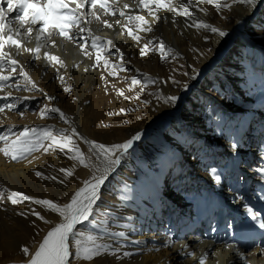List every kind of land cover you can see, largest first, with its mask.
Segmentation results:
<instances>
[{"label":"bare ground","instance_id":"bare-ground-1","mask_svg":"<svg viewBox=\"0 0 264 264\" xmlns=\"http://www.w3.org/2000/svg\"><path fill=\"white\" fill-rule=\"evenodd\" d=\"M123 2L130 5V8L125 10L126 14L145 15L146 19L150 21L152 31H139L140 40L142 38L160 40L158 44L162 41L165 49L171 48L173 53L185 59L186 75L181 74L179 79L182 83L187 84V87L183 89H176L173 88L172 83L157 78L158 87L161 88L163 96H176V102L166 103L163 100L164 109L141 126L131 129L128 135V139H130L139 133L140 138L133 141L135 146L138 144L142 146V141H147L149 136L168 150L174 149L178 158L181 156V159L178 160L180 169L168 188H166L165 181L161 183L162 169L157 168L155 159L152 162L154 171L151 170L150 173L143 174L147 180H152L157 190H164L165 196L162 202L153 199L145 201V191L142 186L144 181L135 177L139 183L137 194L140 204L137 207L140 209L138 211L135 209L128 214L125 227L132 235V239L140 242L138 251L143 255L137 256L133 252L135 260L129 261L133 264H199L200 258L204 257L205 264H264V229L259 227L260 222H264V171H261L264 169V134L259 138L251 134L250 136L245 135L249 130L251 133L255 131L257 120L254 117L261 120L264 127V83L259 80L254 83L245 81L244 83L247 82L248 87L243 92L236 91L233 95L227 96L225 100L221 98L222 106L228 113V120L220 134H206L205 131L209 127L206 118L202 120V124L197 126L198 129L204 128L200 132V138L206 146V151L210 154L207 163L196 164L197 159L184 154L183 149H175L174 144L169 142L171 136L168 138L164 136L165 125L170 121L178 120L180 123H184L182 109L184 103L190 101L189 88L193 87V84H198L192 88L193 94L208 92L209 85L200 86L204 82L202 75L211 68L212 64L225 62L224 58L228 55L225 50L232 42L237 41L236 44L243 48L246 44L250 45L251 49L256 52L261 61L262 70H264V32L257 38H251L245 27L247 22L259 24L264 20V0H257L255 6L246 3H233V0H220L222 4L227 2L231 5V7H224L220 11H217L214 5L200 4L199 7L207 9L206 14L199 12L196 8L192 9L197 18L224 31L225 35L222 37L210 30H197L194 27L185 26V17L180 15L176 16L174 23L173 13L163 9L156 13L160 19L153 21V17L149 16L147 10L142 6L135 7V0H123ZM174 3H186V0H174ZM0 7L6 8V0H0ZM153 7L155 6L153 5ZM15 15L17 13L14 11L9 14V18H13ZM101 19H108L110 23L116 19L121 20L122 24L126 22L125 17H120L118 13L115 17L102 15ZM129 26L133 27L134 32L138 31L134 25ZM88 27L91 28L94 35L103 38L102 42L106 43L107 40H111L115 46L111 48L110 53H103L105 58L111 62L107 68L104 66L103 60L94 67L96 62L84 56L76 44L58 36L51 38L56 41L55 45L51 42L45 43L44 38H41L39 42L36 41L34 34L31 39H23L25 47L34 48L37 43L41 44L40 59L34 58L30 53L22 52L17 55L15 49H7L14 59L19 60L37 88L29 90L30 86L29 88L23 87V77L15 76L9 83H15L18 80L22 86L0 91V104L16 102L17 108L12 111L6 109L4 113H0V122L7 118L13 119L15 115L27 109L33 99L25 100L24 97L35 98L37 95L34 93H42L44 98L55 96L57 101H60L59 92L57 94L53 92L52 84L55 81V74L63 77L62 81L66 86L87 88L92 81H95L94 75L99 76L104 69L111 72L114 58L120 56V53L123 54L122 57H128L129 54L134 53L133 48L139 45V42L127 35V30L123 29L121 25L114 24L112 28H107L100 21H93ZM202 45L206 48L201 47ZM116 49H119V53L116 52ZM45 51L60 57L64 66L48 61L43 55ZM89 51L92 52V56H95L94 50L89 49ZM222 54L224 55L219 58V55ZM250 58L252 56H249ZM225 64L230 69L235 66L233 59H229ZM8 70L5 67V74ZM134 70L139 71V68H134ZM143 74L150 75L147 72H143ZM237 76L236 73L229 71L221 79L227 82L228 79L237 80ZM199 79L201 80L198 83ZM47 85L50 88L45 91L44 87ZM11 90H16V92L12 91L13 98L9 97L7 101L3 100V95ZM20 90H23V93H20L23 96L18 94ZM77 98L79 105L82 95H78ZM231 100L234 101L231 102ZM48 103L51 107H58L55 101L48 100ZM61 110L63 111V109ZM75 112L78 114V111ZM218 121L221 122L220 119ZM76 128L78 129V127ZM80 134L91 140L85 133L81 132ZM145 137L146 139H143ZM0 147H3V142H0ZM253 150L257 155L250 159L249 154ZM154 152L157 153L158 150L155 149ZM129 155L130 152H125L121 160ZM169 157L170 153L166 155V161ZM10 160L0 152V177L4 176L8 181L9 176L24 173L27 169V167L14 164ZM213 170H215V175L220 176L219 181L215 179ZM105 188L103 184L100 190L105 191ZM124 196L126 195L124 194ZM106 199L111 201L110 196H107ZM134 201L138 203L136 198ZM130 206L125 204L124 207L127 209L124 210H131ZM249 207L260 213L257 220H253L252 216L248 214L247 208ZM94 208L97 212L101 210L99 205L97 207L95 205ZM143 218L146 219L145 223H142ZM93 221L90 219V222L86 224L90 225ZM117 221L119 220L117 219ZM162 222L166 223L164 228H160ZM200 225H203V231L199 227ZM247 225L252 226L253 229H244L243 227ZM193 228L196 230L193 231ZM42 240L41 235L39 242L31 247L30 253L38 248ZM123 244L121 238L119 245ZM136 249L135 246L132 247L133 251ZM188 253H193V255ZM29 258L27 256L20 264H26ZM83 264H89V262L84 260Z\"/></svg>","mask_w":264,"mask_h":264},{"label":"rangeland","instance_id":"rangeland-1","mask_svg":"<svg viewBox=\"0 0 264 264\" xmlns=\"http://www.w3.org/2000/svg\"><path fill=\"white\" fill-rule=\"evenodd\" d=\"M245 27L251 38H257L264 32V20L259 24H249L247 22ZM158 41L160 40L142 38L139 45L133 48L134 53L132 55L129 54L128 57L121 58L117 54L118 57L114 58L113 63V65H121L120 68L116 69L117 75L113 76L108 70L104 69L99 76L94 75L95 81H92L87 88H83V86L76 88L72 85L66 86L60 76L55 74V81L52 84L53 92L55 94L59 92L60 101H57V99L54 101L58 108L63 109L70 124L60 120L58 114H49L42 117L40 114L41 109L45 105H48L49 108L51 106L42 93H34L37 96L30 102L29 107L22 111L23 115H20V112L13 119L7 118L0 122V134L7 133L9 128L15 134L23 131L25 126L37 128L39 132L48 129L58 133L60 129L71 126L78 127L76 129L79 133H85L88 138L96 142L108 145L123 143L128 139L131 129L141 126L164 109V99L159 98L163 94L161 88L158 87L157 78L172 83L173 88H185V84L179 79L181 74L186 73L184 68L185 59L176 53L167 54L162 59ZM146 43L149 44L152 50L147 55L142 56L140 55V49ZM236 43L237 41L232 42L225 50L228 55L224 58L225 62L223 64H212L211 68L202 75L204 82L200 86L203 84L209 85L208 92L193 94L192 88L198 84H193V87L189 88L190 101H186L182 109V121L184 123L176 120L165 125V138L171 136L169 142L174 144L175 149H183L184 154L198 160L196 164H199V162L207 163L210 159V154L206 151V146L200 138V132L204 128H197L198 125L202 124V120L206 118L209 122V127L205 131L206 134H220L226 127L228 120V113L222 106L221 98L225 100L227 96L233 95L236 91L243 92L248 87V81L254 83L259 80L264 83V77H262L264 76V70H262L261 61L256 52L248 44L243 48ZM183 47L185 48V46ZM201 47L206 48L204 45ZM164 50L166 53L167 49ZM224 54L219 55V58ZM249 56H252V58L249 59ZM88 59L95 61V56ZM229 59L234 60L233 65L235 66L232 65L234 67L232 69L225 64ZM134 68H139V71L134 70ZM229 71L238 75L237 80L228 79L227 82H224L221 77L226 76ZM143 72L150 75L145 76ZM134 76L139 78L142 83L134 86L130 91L129 85L131 84V78ZM149 78L152 82H149ZM200 80H198V83ZM245 81L247 82L244 83ZM145 82L147 87L141 91V87ZM57 84L59 86H56ZM49 88V85H47L44 90L48 91ZM65 88H68L69 91H65ZM120 90H123L124 96L136 97L139 94V98L125 100L124 96L119 95ZM12 91L16 92V90ZM20 93H23V90L18 92L20 96H23ZM78 95H82L79 105ZM12 98L13 96L10 97V99ZM144 101H150V103ZM233 101L231 100V102ZM121 109L126 111L122 112ZM127 109H132V111H127ZM75 111H78V114ZM254 118L257 120L255 131L251 133L249 130L245 135L250 136L251 134L259 138L264 134V127L261 120L257 117ZM48 126L52 127L49 129ZM143 139H146V137ZM73 141L87 157L88 147L84 141L75 136ZM141 145L135 146L133 143L130 149L127 150L130 155L121 160L114 171L108 174V178L104 183V188L106 186L105 191L100 190V198L96 204V207L99 205L101 210L97 212L94 208L90 218L94 220L93 223L87 225V222H85L83 227L78 226L76 230L78 233H84L83 236L78 235L75 237L81 239L83 245H92V241L87 239L90 234L96 238V244L102 245L106 249L102 251L101 255L88 261L89 264H133L129 261L135 260L133 255H143L142 252L138 251L140 242L132 239V235L128 233V229L125 227L128 214L135 209L137 211L140 209L137 207L140 204V198L137 194L139 183L135 177L144 181L142 186L145 191V201L153 199L162 202L165 196L164 190H157L152 180L149 177L150 180H147L144 175L150 173L151 170L154 171L152 162L155 159L157 168L162 169L161 183L165 181L166 188H168L180 169L178 160L181 159V156L178 158L174 149L172 151L168 150L156 139L149 136L147 141H142ZM155 149L158 150L157 153L154 152ZM168 153H170V157L166 161ZM256 155L253 150L249 154V158H254ZM10 162L27 167V169L24 173L9 176V181L4 176L0 177V186L36 198L50 199L60 205L68 203L72 194L83 186L82 181L88 179L93 172L91 167L81 166L78 161L71 160L68 155L60 153L58 149H50L47 153L40 149L25 159L10 160ZM92 162L95 163L94 157ZM60 168H70L74 175L65 179L63 174L59 172ZM36 171L42 172L45 177L55 176L57 180L41 179L35 175ZM59 179H65V183L60 184ZM183 185L185 186L184 183ZM6 195L8 194L6 193ZM107 196L111 197V201L106 199ZM132 196L134 200L137 199L138 203L132 199ZM131 200L134 203L136 202L137 205ZM125 204L131 205V210H124L127 209L124 207ZM33 208L52 223L45 224L31 215V209ZM21 211L28 214L20 216ZM61 219L58 214L51 213L41 205L29 202L13 205L7 200L0 201V264L22 263L27 257L22 248L28 247L30 250L35 243L39 242L41 235L44 237L49 228L59 223ZM197 221L199 222V219ZM145 222L146 219L143 218L142 223ZM165 225L166 223L162 222L160 228H164ZM199 227L203 231V225ZM243 228L253 229L252 226L248 225ZM195 230L193 228V231ZM119 233H123V235H119ZM121 238L124 242L122 246L119 245ZM133 246L137 248L136 251L132 250ZM124 252L129 253V255H123ZM83 261L73 259V264H83Z\"/></svg>","mask_w":264,"mask_h":264},{"label":"snow or ice","instance_id":"snow-or-ice-1","mask_svg":"<svg viewBox=\"0 0 264 264\" xmlns=\"http://www.w3.org/2000/svg\"><path fill=\"white\" fill-rule=\"evenodd\" d=\"M256 2L257 0H233V3H246L251 6H255ZM203 3L214 5L217 11L224 7H231L227 2L222 4L220 0H186V3L179 4L174 3V0H135V7L142 6L143 9L147 10L148 15L153 17V21L160 19L156 13L158 10L163 9L173 13L172 20L174 23L176 16L180 15L185 17V26L187 27H194L197 30H210L221 37L224 36L225 32L220 28L214 27L195 16L193 8H196L201 13H207L206 8L199 7ZM129 8L130 5L127 2H123V0H6V8L0 7V91L10 87L20 88L22 85L18 80L15 83H9L16 75L23 77V87L29 88L30 86L29 90L37 88V85L24 70L19 60L14 59L7 50L15 49L17 55L22 52L30 53L34 58L40 59V43H37L36 47L33 48L25 47L22 42L23 39H31L33 34L36 41L39 42L41 38H44L45 43L51 42L53 45L56 44V41L51 39L53 36L62 37L64 40L76 44L83 55L90 59L92 58V52L89 49H92L95 51L96 62L93 66H98L103 60L104 66L107 68L111 62L105 58L103 53H110L111 48L115 46L111 40H107L106 43L102 42L103 38L94 35L88 25L93 21H100L107 28H112L114 24L121 25L123 29L127 30L128 36L139 42V31H152L150 21L146 19L145 15L126 14L125 10ZM14 11L17 15L9 18V14ZM117 13L120 17H125V23L122 24L119 19L114 20L113 23H110L108 19H101L102 15L115 17ZM129 25H134L138 31L134 32L133 27ZM164 49L165 46L161 41L159 50L162 53V59L165 58V55L173 53L171 48H167L166 53ZM151 50L149 44L146 43L140 49V55L145 56ZM116 52L119 53V49H116ZM43 55L48 61L60 64L62 67L64 66L60 57L50 54L48 51H45ZM122 55L120 53L121 58ZM5 67L9 69L7 74L4 72ZM120 67V64L112 66L110 74L113 76L117 75L116 69ZM17 69H19V72H17ZM144 75L146 76L147 74ZM60 79L63 80V77H60ZM149 82H152L151 78H149ZM173 82L175 83L176 81ZM141 83L142 81L139 78L132 77L129 90L131 91L134 86ZM184 86L187 87V84ZM146 87L147 83L145 82L141 87V91ZM65 91H69V89L65 88ZM12 95L11 91H7L2 99L7 101ZM119 95L124 96L123 90L119 91ZM133 98L138 99L139 94L136 97L124 96L125 100ZM159 98L164 99L166 103H175L177 100L176 96H162ZM24 99H34V97H24ZM55 99V96H47L49 101H54ZM144 102L150 103V101ZM16 108V102H6L0 104V113H4L6 109L12 111ZM121 111L126 110L121 109ZM127 111H132V109H127ZM23 114L22 112L20 113V115ZM40 114L42 117L49 114H58L60 120L70 124L66 114L56 106L49 108L48 105H45L41 109ZM51 127L48 126L49 129ZM74 136L79 137L87 145V157L73 141ZM139 138L140 135L137 133L123 143L108 145L81 136L77 129L71 126L60 129L58 133L48 129L39 132L37 128L25 126L23 131L15 134L12 133L11 128L8 129L7 133L0 134V142H3L0 152L11 160L25 159L40 149L45 153L50 149H58L60 153L68 155L71 160L78 161L81 166L91 167L93 170L92 175L82 181L83 186L79 187L72 194L70 201L63 205L50 199L36 198L0 186V201L7 200L13 205L25 202L34 203L44 206L51 213L58 214L59 218H62L59 223L49 228L34 252L30 253L28 247L22 248L23 253L30 257L26 264H73V259L91 261L101 255L102 251L106 250L102 245L96 244V238L90 234L87 239L92 241V245H83L82 240L75 237L78 235L83 236L84 233H78L76 230L78 226L83 227L85 222H90L94 206L100 198L101 186L108 178V174L120 164L122 155L132 146L133 141ZM46 141L48 143H45ZM66 149L67 151H65ZM93 157L95 158V163L92 162ZM29 162L31 163V161ZM261 171H264V169H261ZM59 172L63 174L65 179L74 175L70 168H60ZM35 175L41 179L57 180L55 176L45 177L40 171H36ZM213 175L217 181L220 180V176L215 175V170H213ZM65 179H59L58 182L64 184ZM247 212L252 216L253 220H257L260 215V213L255 212L250 207L247 208ZM27 214L24 211L19 213L20 216ZM31 215L37 217L45 224L52 223L34 208L31 209ZM259 227L264 229V222H260ZM119 235H123V233H119ZM188 254L193 255V253ZM123 255L127 256L129 253L124 252ZM241 258L243 259V257ZM199 264H205L204 257L200 258Z\"/></svg>","mask_w":264,"mask_h":264}]
</instances>
